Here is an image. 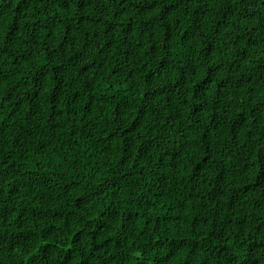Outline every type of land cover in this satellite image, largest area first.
Wrapping results in <instances>:
<instances>
[{
	"label": "trees",
	"instance_id": "1",
	"mask_svg": "<svg viewBox=\"0 0 264 264\" xmlns=\"http://www.w3.org/2000/svg\"><path fill=\"white\" fill-rule=\"evenodd\" d=\"M0 264H264V0H0Z\"/></svg>",
	"mask_w": 264,
	"mask_h": 264
}]
</instances>
